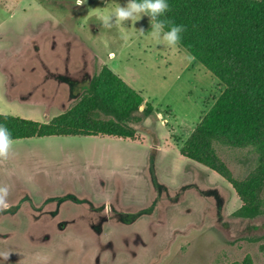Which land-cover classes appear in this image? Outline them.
<instances>
[{
    "label": "rangeland",
    "instance_id": "374dc122",
    "mask_svg": "<svg viewBox=\"0 0 264 264\" xmlns=\"http://www.w3.org/2000/svg\"><path fill=\"white\" fill-rule=\"evenodd\" d=\"M105 6L0 0V113L52 119L103 66L156 109L132 139L14 141L0 159V184L9 187V208L0 210V252L9 259L0 264H233L248 256L264 264V144H214L233 177L248 182L247 199L261 205L242 218L232 185L180 154L225 86L185 49L139 35L151 30L148 16L135 22L138 30L130 21L103 28L92 9ZM41 36L58 47L44 52L56 68L46 73L29 48Z\"/></svg>",
    "mask_w": 264,
    "mask_h": 264
},
{
    "label": "trees",
    "instance_id": "16d2710c",
    "mask_svg": "<svg viewBox=\"0 0 264 264\" xmlns=\"http://www.w3.org/2000/svg\"><path fill=\"white\" fill-rule=\"evenodd\" d=\"M166 14L186 26L179 47L189 52L225 86L213 107L180 148V154L222 176L237 191L242 207L236 215L261 213L219 158L215 143L264 144V0H169ZM167 27V26H166ZM143 107V110H140ZM156 109L107 66L96 72L78 100L45 122L0 113L13 140L44 137L115 136L135 138L136 125ZM253 264L248 256L243 262Z\"/></svg>",
    "mask_w": 264,
    "mask_h": 264
},
{
    "label": "clouds",
    "instance_id": "9594fccd",
    "mask_svg": "<svg viewBox=\"0 0 264 264\" xmlns=\"http://www.w3.org/2000/svg\"><path fill=\"white\" fill-rule=\"evenodd\" d=\"M104 2L105 7L92 9V14L97 17L103 28L111 29L114 26L126 28L125 22L130 21L132 26L128 29H137L135 22L143 16H148L151 30L145 33L142 28L137 29L138 34L150 36L156 45H162L164 49L175 50L178 48L186 26L177 24L167 17L166 14L170 11L169 0H127L125 6H121L119 3L113 4L109 0H104ZM77 3H83V0H77ZM13 143L10 129L6 124L0 122V159L9 158ZM8 194L9 187L0 184V210L9 208ZM0 256L9 259L8 253L0 252Z\"/></svg>",
    "mask_w": 264,
    "mask_h": 264
},
{
    "label": "crops",
    "instance_id": "0c3cea01",
    "mask_svg": "<svg viewBox=\"0 0 264 264\" xmlns=\"http://www.w3.org/2000/svg\"><path fill=\"white\" fill-rule=\"evenodd\" d=\"M42 36L44 37H46V35H43L42 34ZM41 36V39L42 40H40L39 39V42H38V40H36L35 41V43L33 44V42L31 41L30 43L31 44H29V48H30V52H31V58L33 57V56H35L34 58H37V56H38V54H39V62L41 63V67H42V71H44L43 73H46L45 72V69L44 68H46V69H48V68H53V69H56V68H54L55 66L53 65H51V64H49L50 62V60L49 59H47V56H46V54L45 53H47V49H49L48 50V52H56L57 50H58V47H57V45H56V47L53 45V44H50V48L48 47V45H46V42H47V40H45L44 42H43V37ZM53 38H56L55 37V35H53ZM53 41H52V43L53 42H55V40L54 39H52ZM39 45H38V44ZM35 51V52H34ZM46 51V52H45ZM45 52V53H44ZM35 53H37L36 55H35ZM42 54V55H41ZM45 54V55H44ZM41 55V56H40ZM44 61V62H43ZM65 67V66H64ZM51 70V72L53 73V72H55L54 70ZM65 71V70H64ZM69 71H71V70H69ZM57 72V71H56ZM55 72V73H56Z\"/></svg>",
    "mask_w": 264,
    "mask_h": 264
},
{
    "label": "flooded vegetation",
    "instance_id": "af4514ba",
    "mask_svg": "<svg viewBox=\"0 0 264 264\" xmlns=\"http://www.w3.org/2000/svg\"><path fill=\"white\" fill-rule=\"evenodd\" d=\"M51 35V34H50ZM154 175V174H153ZM155 178V177H154ZM156 179V178H155ZM40 217H45V215H41ZM61 227H63V223L61 224Z\"/></svg>",
    "mask_w": 264,
    "mask_h": 264
},
{
    "label": "water",
    "instance_id": "95a60500",
    "mask_svg": "<svg viewBox=\"0 0 264 264\" xmlns=\"http://www.w3.org/2000/svg\"><path fill=\"white\" fill-rule=\"evenodd\" d=\"M140 110H143V107Z\"/></svg>",
    "mask_w": 264,
    "mask_h": 264
}]
</instances>
